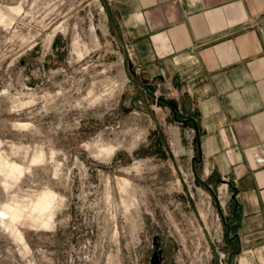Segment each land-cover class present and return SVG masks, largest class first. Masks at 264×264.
<instances>
[{
	"label": "rangeland",
	"instance_id": "obj_1",
	"mask_svg": "<svg viewBox=\"0 0 264 264\" xmlns=\"http://www.w3.org/2000/svg\"><path fill=\"white\" fill-rule=\"evenodd\" d=\"M125 62L104 0H0V264H217L225 192Z\"/></svg>",
	"mask_w": 264,
	"mask_h": 264
},
{
	"label": "crops",
	"instance_id": "obj_2",
	"mask_svg": "<svg viewBox=\"0 0 264 264\" xmlns=\"http://www.w3.org/2000/svg\"><path fill=\"white\" fill-rule=\"evenodd\" d=\"M104 4L139 91L130 101L159 100L194 132L204 182L228 190L225 263L264 264V0Z\"/></svg>",
	"mask_w": 264,
	"mask_h": 264
},
{
	"label": "water",
	"instance_id": "obj_3",
	"mask_svg": "<svg viewBox=\"0 0 264 264\" xmlns=\"http://www.w3.org/2000/svg\"><path fill=\"white\" fill-rule=\"evenodd\" d=\"M124 65H125V67H126V62L124 63ZM150 98H151L150 93H148L147 90H145L142 94H140V95L134 97V98L131 100V104H132L133 106H135V105H134V102H135L136 100H140V101H142V102L144 103V105H145V107L147 108V110L150 111ZM159 102H160V101L158 100V103H159ZM172 107L175 108V105L172 104ZM152 118L156 121L157 125L160 127V124L157 122V118H156L155 116H152ZM193 160L196 161V157H193ZM195 211H196V210H195ZM196 216H197V218H198V221L200 222L201 219H200V217H199V215H198L197 212H196ZM202 228H203V232H204V235H205V237H206V240H207V242H208V244H209V247H210V249H211V251H212V253H213V256L215 257V260H216L217 264H225V260H224L223 256L220 255V253H218V251L216 250V248H215V246H214V244H213V241H212V239H211V237H210L208 231H207V230L205 229V227H204V224H202ZM153 260H154V262H155L156 264H159V263H160V259H159L158 253H156V254L154 255Z\"/></svg>",
	"mask_w": 264,
	"mask_h": 264
},
{
	"label": "bare ground",
	"instance_id": "obj_4",
	"mask_svg": "<svg viewBox=\"0 0 264 264\" xmlns=\"http://www.w3.org/2000/svg\"><path fill=\"white\" fill-rule=\"evenodd\" d=\"M178 135H179V133L177 134V137H175V140H174V142H173V145H174V147H175V149H176V153L178 154H183L184 153V149H183V147L181 146V141H180V136L178 137ZM175 153V154H176ZM175 156V155H174ZM16 167V166H15ZM14 169V168H13ZM52 195H48V197H47V199L46 200H44V201H41V202H39L38 203V206L39 207H41V208H48L50 205H51V203H52ZM15 210V209H14ZM12 212V210L10 211V213ZM15 212V211H14ZM19 212V211H18ZM12 214V213H11ZM20 214V213H19ZM13 215L14 216H16V215H18V214H16V213H13ZM9 217L11 216V215H8ZM7 216V217H8ZM16 219H17V217H16ZM4 222V221H3Z\"/></svg>",
	"mask_w": 264,
	"mask_h": 264
},
{
	"label": "built area",
	"instance_id": "obj_5",
	"mask_svg": "<svg viewBox=\"0 0 264 264\" xmlns=\"http://www.w3.org/2000/svg\"><path fill=\"white\" fill-rule=\"evenodd\" d=\"M155 103H158V100H155ZM222 190H224L225 193L228 191L227 189H223V187H218L219 193H221Z\"/></svg>",
	"mask_w": 264,
	"mask_h": 264
}]
</instances>
